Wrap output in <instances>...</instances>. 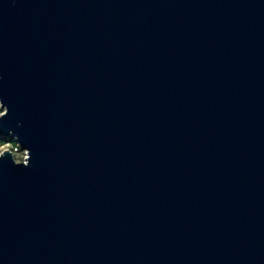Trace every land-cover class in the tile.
Masks as SVG:
<instances>
[{"label":"water","instance_id":"water-1","mask_svg":"<svg viewBox=\"0 0 264 264\" xmlns=\"http://www.w3.org/2000/svg\"><path fill=\"white\" fill-rule=\"evenodd\" d=\"M0 264H264V0H0Z\"/></svg>","mask_w":264,"mask_h":264},{"label":"built area","instance_id":"built-area-1","mask_svg":"<svg viewBox=\"0 0 264 264\" xmlns=\"http://www.w3.org/2000/svg\"><path fill=\"white\" fill-rule=\"evenodd\" d=\"M5 111L4 107L0 102V115ZM4 150H9L12 153V156L17 162H25L27 157L26 150H23L17 141L16 136L9 135L6 137H0V154Z\"/></svg>","mask_w":264,"mask_h":264}]
</instances>
